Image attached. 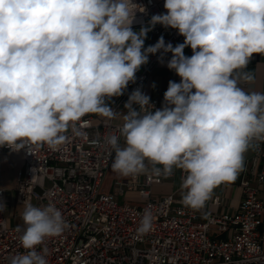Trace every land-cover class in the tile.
<instances>
[{"label":"clouds","instance_id":"obj_1","mask_svg":"<svg viewBox=\"0 0 264 264\" xmlns=\"http://www.w3.org/2000/svg\"><path fill=\"white\" fill-rule=\"evenodd\" d=\"M163 7L166 14L137 32L133 0H0V147L55 150L86 114L116 119L106 101L124 94L150 54L171 53L167 67L180 82H168L160 109L140 89L129 95L120 135L106 138L112 171L139 175L145 161L161 166L156 172L181 169L182 200L194 210L234 181L252 141L264 140V93L239 86L253 79L242 71L253 54L264 55V0H164ZM157 24L184 42L173 47L161 36L145 48ZM21 218L26 251L10 264H47L37 246L67 227L61 211L28 203ZM151 227L146 211L138 231Z\"/></svg>","mask_w":264,"mask_h":264},{"label":"built area","instance_id":"obj_2","mask_svg":"<svg viewBox=\"0 0 264 264\" xmlns=\"http://www.w3.org/2000/svg\"><path fill=\"white\" fill-rule=\"evenodd\" d=\"M138 5L132 28L149 25L151 17L163 14L156 0H133ZM151 31L172 45L184 37L176 29L157 24ZM165 54L157 52L143 65L134 83L115 103L117 112L136 89H143L151 69ZM162 89L150 97L154 109L164 103ZM148 106V111H154ZM114 119L94 121L86 114L69 128L67 140L55 150L47 145L29 146L23 153L25 164L18 174L17 200L44 207L54 204L67 227L56 237L46 238L37 251L46 249L47 264H264V200L253 181L264 182V140L252 141L248 173L241 180L242 200L234 212H199L182 200L179 188L163 197H153L151 186L167 176L154 168L140 176L116 181V191H106L103 181L114 159L106 138L119 136ZM121 137V136H120ZM12 152L0 147V264H10L12 256L26 250L20 244L24 226L10 225L6 215L8 188L2 182L3 155ZM161 167V166H159ZM228 183H222V188ZM139 189L145 203H121L118 194ZM221 202L220 194L212 203ZM152 217L147 233L138 231L144 213Z\"/></svg>","mask_w":264,"mask_h":264},{"label":"crops","instance_id":"obj_3","mask_svg":"<svg viewBox=\"0 0 264 264\" xmlns=\"http://www.w3.org/2000/svg\"><path fill=\"white\" fill-rule=\"evenodd\" d=\"M158 2V5L160 9L162 10L163 14H166V9H164V0H156ZM134 31H139V28H133ZM161 36L154 31H149L147 33V37L145 39L144 47L147 48L150 45H154L158 39ZM183 41L177 42L173 44V47H175L177 44L183 43ZM184 54L186 56H191L192 49L190 47H186L184 49ZM154 54H150L152 56ZM172 54L167 53L164 55V57L156 63L153 68L151 69L150 77L143 89V93L146 94L149 97L157 96L161 93L162 89H167L168 82L175 81L177 83L180 82V77L176 75V73L173 70H170L167 67L168 61L171 59ZM143 65L139 69V71L136 73V79L142 70ZM242 71L250 73L253 77L251 82H243L241 81L239 86L243 88L246 92H260L264 93V55L255 53L250 59V62L247 66V68L243 69ZM119 97H112L111 100L106 101V103L109 104L110 107H114L115 103L120 99ZM126 109L124 108V105H122L119 110L117 111V118L114 119L117 123H123L121 114L125 113ZM94 115V121L98 122L100 119H106L104 117H101L97 114ZM119 144L121 147L125 146L124 138L121 136L119 139ZM252 157V150L249 148V150L244 154V163H243V169L238 172L237 177L234 181L229 182L225 188H222L221 184L217 186L212 194L211 197L207 200L205 205L200 208L196 209L199 212H217V213H223V212H234L237 210V208L240 205V202L242 200V189L240 186L241 180L245 175L248 173V166L249 161ZM3 171H2V182L4 186L8 188L7 194H6V215L9 217L12 215L18 204L17 200V187H18V174L19 171L24 167L25 160L23 153L21 151H12L7 152L3 155ZM113 162V161H112ZM146 163V171L139 174L140 181L143 180L144 174L149 171L150 169L154 167H159V165H152L150 162L145 161ZM112 163L110 164L104 181H103V188L106 191H116V181L119 179H129L131 176H121L115 172L112 171L111 167ZM174 172L171 176H167L162 183H157L151 186V194L153 197H163L166 196L174 191H176L180 186V176H181V169L173 168ZM249 174V173H248ZM254 186L258 187L259 194L264 200V182L260 183L258 181L252 182ZM216 194H220L221 196V202L218 204L212 203V197ZM127 197V198H133V199H141V201L144 200V198L140 195L139 189L135 188L133 190H127L124 194H118L117 197ZM262 219L264 220V214Z\"/></svg>","mask_w":264,"mask_h":264},{"label":"rangeland","instance_id":"obj_4","mask_svg":"<svg viewBox=\"0 0 264 264\" xmlns=\"http://www.w3.org/2000/svg\"><path fill=\"white\" fill-rule=\"evenodd\" d=\"M118 200L121 203L128 202V203L137 204V205H142L145 203V200L141 201V199H133V198H127V197H123V196L119 197ZM24 207H25L24 204H22V203L18 204L15 212L8 217L10 225H22L25 227L23 220L21 218V214L24 210Z\"/></svg>","mask_w":264,"mask_h":264}]
</instances>
